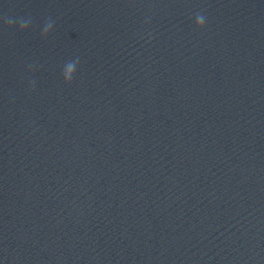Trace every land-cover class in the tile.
Returning <instances> with one entry per match:
<instances>
[{
	"label": "water",
	"instance_id": "obj_1",
	"mask_svg": "<svg viewBox=\"0 0 264 264\" xmlns=\"http://www.w3.org/2000/svg\"><path fill=\"white\" fill-rule=\"evenodd\" d=\"M0 264H264V0H0Z\"/></svg>",
	"mask_w": 264,
	"mask_h": 264
}]
</instances>
